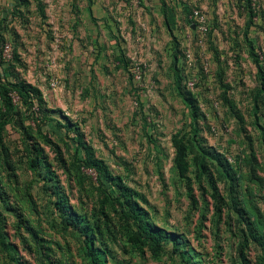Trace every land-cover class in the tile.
Masks as SVG:
<instances>
[{"label": "rangeland", "instance_id": "374dc122", "mask_svg": "<svg viewBox=\"0 0 264 264\" xmlns=\"http://www.w3.org/2000/svg\"><path fill=\"white\" fill-rule=\"evenodd\" d=\"M45 1L0 0V45L13 54L0 79L37 88L47 109L16 104L0 131V264H89L87 245L102 264H264V0H165L171 31L160 0H95L92 11L73 0L42 15ZM79 143L177 245L167 237L152 257L132 208L115 211V188L78 161Z\"/></svg>", "mask_w": 264, "mask_h": 264}, {"label": "trees", "instance_id": "16d2710c", "mask_svg": "<svg viewBox=\"0 0 264 264\" xmlns=\"http://www.w3.org/2000/svg\"><path fill=\"white\" fill-rule=\"evenodd\" d=\"M19 1V0H17ZM161 4V11L163 16V22L165 25V28L168 31H171L175 25V16L172 11V8L167 5L165 0H160ZM242 1V0H238ZM248 4V8H252L251 4L253 5V0H243ZM20 2L23 3V0H20ZM44 6H40V12L43 15ZM5 43L2 40V43L0 45V73L3 69L1 66H7L11 63V60L3 61L1 58V46ZM250 55L252 57L255 56V53L250 49ZM13 57V54H12ZM11 57V58H12ZM13 60V58H12ZM254 62L256 65L259 63L257 58L255 57ZM5 64V65H3ZM259 76L261 79L260 89L261 93H264V72L259 67ZM14 97L16 98V101L14 100ZM183 101H186L185 104L188 108H190L191 113L192 111V103L188 99H183ZM16 104H19L21 107H23L25 110H30V108L35 107L37 110H43L44 112H47V109H41L42 108V99L41 95L37 88L32 87L31 85L27 84L26 82H13V81H6L0 79V131L4 126L11 123V121L14 118ZM71 124L69 123V120L64 118V123L62 125L59 124L62 128H68V130H75V127H71ZM42 138L45 139V136L42 135ZM48 142V141H46ZM82 148V155L81 159L78 161L83 163L84 166H89L92 169L96 171L97 177L99 179V183L102 186H106V182L110 184V188L114 187L115 190L111 191L110 197L112 208L116 211L117 207L121 209V212H123V208L128 206L129 208H132L133 214V221L135 222L137 226V233L140 230L141 235L137 236L138 240L140 242L145 243L151 252L152 257L157 258L159 251L162 249V240L169 237L172 239V244L177 245L180 242V238L167 233L164 229L159 227H149L147 224L142 223V215H143V209L138 207V205H135L133 202V197L131 194L127 195L126 191H128L127 187H124L120 182L114 181V179H111L109 177V174H107L106 168L102 165V163L99 160H96L93 156V153L91 149L87 146H85L83 143H79ZM25 148L34 155L31 159H29L30 167L33 170H39L42 171V168H45V161L43 157H41L40 153L41 150L37 144L34 142L27 140L25 144ZM172 146L174 148V164L177 172L183 176L184 166L182 164V160L185 154V147L181 141V138L178 135H174L172 137ZM79 152V149H78ZM48 173H46L47 175ZM110 180V181H109ZM2 192H0V198ZM108 194V193H107ZM59 208H62L63 211L67 210L65 199L61 196L56 198L55 202ZM68 219L72 221L75 215H67ZM70 216V217H69ZM77 224V223H76ZM86 239L89 238L88 231H84ZM8 249L11 251H14L12 246H8ZM137 250H140L139 252H142V249L140 247H137ZM86 255L89 259V264H102V262L99 259V252L97 249H91L88 245L86 246Z\"/></svg>", "mask_w": 264, "mask_h": 264}, {"label": "crops", "instance_id": "0c3cea01", "mask_svg": "<svg viewBox=\"0 0 264 264\" xmlns=\"http://www.w3.org/2000/svg\"><path fill=\"white\" fill-rule=\"evenodd\" d=\"M71 1L73 0H46L43 4L44 6V11L45 9L48 12H55V11H60V10H65L66 7H68L69 5H71ZM77 1V0H76ZM96 1L95 0H90V2H86L85 3V8L88 11H92V9L96 8Z\"/></svg>", "mask_w": 264, "mask_h": 264}, {"label": "built area", "instance_id": "2783aa9c", "mask_svg": "<svg viewBox=\"0 0 264 264\" xmlns=\"http://www.w3.org/2000/svg\"><path fill=\"white\" fill-rule=\"evenodd\" d=\"M191 19L193 20L194 23H197L198 25L203 24L204 22V17L198 10H192ZM11 57V46L8 42L3 43L1 46V58L3 61L9 60ZM57 84L56 80L51 79L49 85L53 88ZM15 98V97H14Z\"/></svg>", "mask_w": 264, "mask_h": 264}]
</instances>
